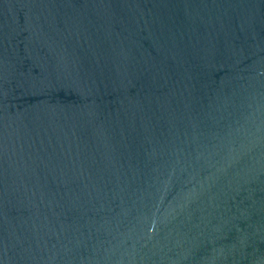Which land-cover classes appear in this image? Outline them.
<instances>
[{
    "label": "water",
    "instance_id": "obj_1",
    "mask_svg": "<svg viewBox=\"0 0 264 264\" xmlns=\"http://www.w3.org/2000/svg\"><path fill=\"white\" fill-rule=\"evenodd\" d=\"M0 264H264V0H0Z\"/></svg>",
    "mask_w": 264,
    "mask_h": 264
}]
</instances>
